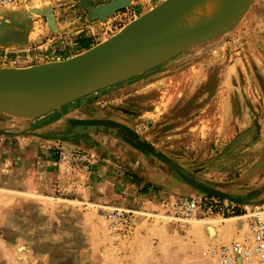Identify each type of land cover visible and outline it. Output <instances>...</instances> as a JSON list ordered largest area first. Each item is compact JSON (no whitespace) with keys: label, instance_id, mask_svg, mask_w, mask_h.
<instances>
[{"label":"rangeland","instance_id":"rangeland-1","mask_svg":"<svg viewBox=\"0 0 264 264\" xmlns=\"http://www.w3.org/2000/svg\"><path fill=\"white\" fill-rule=\"evenodd\" d=\"M102 1H104L102 4L110 2V0ZM162 1L152 0L149 4L142 5V1L135 0L132 4H141L142 8L136 6L139 13H144L152 5H158ZM94 5L96 6L95 2ZM48 8L53 9L56 18L55 30L50 28L48 17L33 16L32 13L34 9ZM127 11V8L118 11L116 19L107 23L110 17L101 20L87 16L80 0H44L35 1L27 6L0 7V14L5 19V22L0 20V23L11 25L10 17L17 20V15L21 13H26L25 17H29L33 23L27 43L8 46L0 44V67L5 65L22 67L50 62L46 59V55H51L54 50L57 54H60L59 51H65L70 41V39L65 40L66 32L78 31L79 29L75 27L84 26L85 32V28L91 27L94 31L100 32L98 35L100 40H106L133 20L129 19V16L126 17ZM76 19L80 21L75 23ZM263 52L264 11L259 8V0H255L241 22L231 31L175 56L164 63L168 68L163 67L161 70L159 68L162 67H159L146 75L133 77L135 79L132 78L130 83L132 85L127 87V91L125 89L121 94L120 91H111L113 94H119L100 102L96 99L89 102L86 97H81L43 116L55 118L57 121L52 126L59 133L55 137L57 150L79 149L80 147L71 142H64L66 139H63V137L79 136L87 139L88 148L83 146L82 148L95 154L99 159L97 164L101 162L102 155L117 157L123 171L121 173L123 184L134 185L135 195H148L144 197L146 201L152 200L159 204L157 208L149 207L152 208L149 210L161 211L165 199L171 203L175 198L190 196L203 198L204 201V198L211 196L185 181L175 169L154 155L135 148L134 140L125 133L126 130H124L126 139H123L116 134L117 129L105 126H76L71 122L73 119H105L119 122L129 131L137 133L141 140L152 143L157 150L175 160L181 165L180 170L184 175L205 186L242 197L246 203L234 204L222 200L229 209L224 215L217 212L212 214L201 208L194 218L197 220L193 219L185 232L178 231L164 219L146 220L139 238L142 240L148 238L153 245L149 250L152 260L141 262L133 250L129 253L118 252L117 249L121 244L113 248L105 237L101 212L90 204L83 205L80 202L85 200L94 203L95 200L90 197L92 192L90 187L85 194L86 198H82L84 194H77L65 201L55 200L69 204L72 212L70 247L67 248L62 244L43 249L41 243H34V246L25 244L12 248L13 260H20L19 264H100L99 258L106 260L110 254H126L123 262L114 264H128L127 260L132 264H210L203 255L204 250L211 245L208 241L211 236L210 228L226 223L228 218H234L233 222L241 221L245 226L248 218L236 217L245 215L252 206L264 201L259 199V194L264 191V184H259V179H254L250 176L251 173L247 174L249 165L259 152V141L264 142V133H259L256 119L253 126L244 129L243 126L237 125L241 118L236 116L233 119L211 117L215 112L218 115L222 114L221 103L214 104L213 97L222 96V93L229 94L234 89L223 85L222 79L230 78L229 66L235 59H239L242 63L243 61L246 63L247 71L242 74L241 82L237 80L236 94L259 96L262 100L261 98L264 97ZM147 75L148 78L157 79L151 80L153 83L149 87L147 85L141 87L137 81ZM237 78L239 79L240 76ZM251 105L253 104L249 101L248 107ZM255 112L257 114V111ZM3 115L12 117L9 114L0 116ZM257 118L259 119V115ZM248 119L246 118L247 122ZM242 121L246 123L245 120ZM236 127L243 131L235 133ZM48 132L46 131L45 134ZM73 132L75 133L69 134ZM49 135L50 138L53 137V133ZM147 186H151V190ZM149 191L152 192L151 195L164 193V196L149 198L151 193ZM121 194L125 197L126 194L130 195V191ZM124 197L120 200H124ZM125 202L130 204L129 206H135L128 201ZM208 218L217 223L203 221ZM46 248L53 250L54 253L49 255ZM113 262L105 264H113Z\"/></svg>","mask_w":264,"mask_h":264},{"label":"crops","instance_id":"crops-1","mask_svg":"<svg viewBox=\"0 0 264 264\" xmlns=\"http://www.w3.org/2000/svg\"><path fill=\"white\" fill-rule=\"evenodd\" d=\"M111 1L113 0H110V2ZM134 1L135 0H131L126 8L127 10H136L138 17V14L141 15L143 13L138 12L136 5H146V2L144 0H138V2L142 1L141 4L134 5L132 4ZM99 2L101 3L100 5L98 4ZM103 2L102 0H95L93 1V6L98 7V5H104L102 4ZM140 8L142 7L140 6ZM259 8L264 11V0H259ZM55 12L57 13V11ZM86 12L87 14H85L89 16L88 10H86ZM118 13L117 11L111 14L107 23H110L112 19H116ZM97 19L99 18L97 17ZM78 21L80 20L76 19L75 23ZM83 27L84 26L75 27L79 29L78 31L73 32V30H69V32H66L67 35L65 40L70 39V41L65 51H59L63 59L79 54L105 40H100L101 38L98 36L100 32H96L97 30L94 31L93 28L88 27L85 28V32ZM29 36H31V33ZM61 36L60 34L59 37ZM82 38H86L89 41V48H86L80 43ZM74 42H78L81 52L73 45ZM241 61L242 60L235 59L234 63L230 65L232 72L230 78L222 79L223 85L234 88L230 91L231 93H222V96L215 95L213 97L214 104L221 103L222 114L218 115L217 112H215L211 117L220 116L223 119H233L236 116L237 118H241L237 125L239 127L243 126L244 129H248L257 122L259 125V133H264V97L260 100L259 96L249 97L243 94H236L238 87L237 80L241 82L242 74L244 71H247L246 63L244 61L242 63ZM4 67H12V65H5ZM163 67L168 68V66H165L163 63L140 75H146L158 68L162 70ZM238 76H240L239 79L237 78ZM133 79L130 78L119 82L84 97H86L89 102L94 99L98 100V102H100V100L105 101L107 100L106 98L112 99L113 96L123 93L125 89L127 91V87L132 85L130 83H132L131 81ZM156 79L148 78L147 75V77L145 76L137 82L140 83L139 85L141 87H145L146 85L149 87V85L153 83L151 80ZM239 86H241V84H239ZM111 91L120 92L118 94H113ZM109 95H112V97H109ZM249 101L253 105L248 107ZM237 104L239 105L237 106ZM255 111H257V114ZM251 115L254 116L252 117ZM258 115L259 119L257 118ZM43 116L33 121H25L11 116H0V138H2V141H0V264H9L11 262L19 264L21 262L20 260H13L12 248L25 244L27 246L30 244L34 246V243H41V248L43 247V249L45 247L54 248V246H60L62 244V246H67V248L70 247L73 221L72 212L69 204L55 202V200L61 199L65 201L68 200L69 197L77 194H84L82 198H86L85 194L87 190L79 187L74 188L71 184L69 174L59 165L55 140L56 135L59 133L52 127L57 121H55V118ZM246 118H249L248 122ZM242 120H245L246 123ZM223 125L225 126L227 124ZM239 127H236L237 130H235V133L243 131L242 129L240 130ZM46 131L49 132L45 134ZM50 133H53V137L51 138L49 135ZM225 134H227V132H225ZM75 138H79V136ZM69 139L74 138L72 137ZM64 142L70 143L71 141L66 140ZM101 158V162L94 166L93 173L86 179L92 189L90 197L95 200L93 201L94 203L125 204L129 206L130 204L125 202L128 201L129 203L146 209H152L149 207H158L159 204H156V201H146L144 197H148V195H135L136 192H134V189H136V187L134 185L123 184L124 179L121 178V173L123 171L121 170V164H119L120 161H118L117 157L102 155ZM248 173H251L250 176H253L254 179H259V184H264L263 141H259V152L249 165L247 174ZM155 184H153V186H155ZM147 187L150 189L151 186ZM123 190H129L130 195L126 194L124 197L121 194V192H124ZM168 191L170 192V190ZM149 194V198H162L164 196V193H155L157 195H151V192ZM121 197H124L126 200H120ZM259 199H264V191L259 194ZM145 221L144 218H136V229L133 238L129 241L122 242L117 251L129 253V251L133 250L141 262H150L152 256L149 254V250L153 245H151L148 238L145 240L139 238ZM242 226L243 225L238 222H232V226L230 227L227 226L226 223L214 226V233L210 234L211 236L208 238V241L210 244L230 243L238 238L242 231ZM140 242L142 244H138ZM47 248L45 250L49 255L54 253L53 250L51 251ZM39 252H41V250ZM125 255L126 254H110L108 259L102 260L99 258V261L100 264L110 263L112 261H114L113 264L116 262H123ZM141 256L144 257V259ZM126 262L132 264L129 260Z\"/></svg>","mask_w":264,"mask_h":264},{"label":"water","instance_id":"water-1","mask_svg":"<svg viewBox=\"0 0 264 264\" xmlns=\"http://www.w3.org/2000/svg\"><path fill=\"white\" fill-rule=\"evenodd\" d=\"M197 0H163L139 17L126 24L119 32L91 48L61 61H50L23 67H0V115L12 112L8 99L50 100L47 113L71 103L95 91L115 85L157 67L194 46L220 37L235 28L255 0H233L229 10L210 25L196 30L186 26L171 35H162L163 29ZM131 0H113L95 7L92 0H80L88 10L89 17L105 19L123 10ZM48 17V24L56 29L52 8L36 9ZM34 12V10H32ZM26 13L10 17L11 25L0 23V44H25L29 41L32 20ZM51 22L54 26H52ZM11 97V98H10ZM46 113V114H47ZM45 115V114H44ZM40 115L38 117H41ZM76 126H105L117 129V135L125 138V133L134 140L133 146L147 152L175 169L188 183L199 188L207 195L234 204H244V198L236 197L219 189L205 186L184 175L175 160L159 151L155 146L141 140L140 136L126 129L124 125L105 119H73ZM124 130L126 132L124 133ZM63 139L77 147L88 148L87 139ZM126 139V138H125ZM128 141V140H127ZM82 148V149H84Z\"/></svg>","mask_w":264,"mask_h":264},{"label":"built area","instance_id":"built-area-1","mask_svg":"<svg viewBox=\"0 0 264 264\" xmlns=\"http://www.w3.org/2000/svg\"><path fill=\"white\" fill-rule=\"evenodd\" d=\"M35 1L44 0H0V7L27 6ZM144 1L149 4L152 0ZM126 15L129 19H134L137 17V12L130 9ZM73 45L81 52L78 42H74ZM46 59L64 60L55 50L51 55H46ZM57 155L59 165L69 174L73 187L89 190L90 184L86 179L93 173V168L99 161L95 154L85 149L65 148L57 150ZM80 202L83 205L90 204L101 212L105 237L113 248L133 238L136 229L135 220L139 217L145 220L164 219L178 231L185 232L186 227L201 208L220 215L229 211L228 205L215 197H206L203 201V198L199 197L181 196L171 203L164 200L161 211H152L138 205L89 203L84 200ZM240 217H247L248 221L241 228L238 238L227 244H211L204 250L203 255L210 264H264V201L252 206Z\"/></svg>","mask_w":264,"mask_h":264},{"label":"bare ground","instance_id":"bare-ground-1","mask_svg":"<svg viewBox=\"0 0 264 264\" xmlns=\"http://www.w3.org/2000/svg\"><path fill=\"white\" fill-rule=\"evenodd\" d=\"M232 2H233V0H197L192 6H190L187 10H185L183 13H181L179 15V17H177L170 24H168L163 29L162 35L166 36V35L174 34L178 31H181L186 26H193L196 30L204 28V27L210 25L211 23H213L215 20H217L223 14H225L229 10ZM153 6H155V5H153ZM41 12H42L41 10L34 9V12H32V13H33V16H35V15L41 14ZM0 20H3L5 22V19L2 17V14H0ZM51 24H52V26H54L52 22H51ZM232 70H233V68H232ZM198 74H200V73H198ZM225 77H227V76L225 75ZM192 92H193V90H192ZM7 102L10 103L11 108H13V110H14L12 113L18 119L25 120V121H33V120L37 119L38 116H40V115H44V114L46 115V113L48 112L47 109H49V107H50V103H49L50 100L35 101V100H18L17 98H12L11 100L8 99ZM228 107H229V105H228ZM22 123H24V122H22ZM236 218L242 219L243 217L239 216ZM194 220L196 221L197 219H194ZM233 220H234V218H228L225 221L227 226H229V227L232 226ZM203 221L204 222H215V223H217V221H215V220L213 221L209 218L206 220H203ZM238 223L243 225V223L241 221L240 222L238 221ZM210 231L212 234L214 233L213 228H210Z\"/></svg>","mask_w":264,"mask_h":264},{"label":"trees","instance_id":"trees-1","mask_svg":"<svg viewBox=\"0 0 264 264\" xmlns=\"http://www.w3.org/2000/svg\"><path fill=\"white\" fill-rule=\"evenodd\" d=\"M80 43L83 45V46H85L86 48H89L90 46H89V41L86 39V38H82L81 40H80Z\"/></svg>","mask_w":264,"mask_h":264},{"label":"flooded vegetation","instance_id":"flooded-vegetation-1","mask_svg":"<svg viewBox=\"0 0 264 264\" xmlns=\"http://www.w3.org/2000/svg\"><path fill=\"white\" fill-rule=\"evenodd\" d=\"M74 133H75V132H73V133H69V134L71 135V134H74ZM97 149L99 150V148H96V150H97Z\"/></svg>","mask_w":264,"mask_h":264}]
</instances>
